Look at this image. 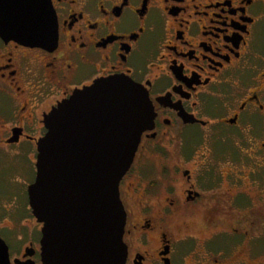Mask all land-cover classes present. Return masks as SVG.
Listing matches in <instances>:
<instances>
[{"label": "flooded vegetation", "instance_id": "1", "mask_svg": "<svg viewBox=\"0 0 264 264\" xmlns=\"http://www.w3.org/2000/svg\"><path fill=\"white\" fill-rule=\"evenodd\" d=\"M50 1L52 45L0 37V160L25 152L36 178L46 118L98 81L129 78L155 118L120 183L125 264H264V0ZM166 151L167 182H144V160ZM2 217L0 203L10 264H44L43 225L32 214L15 255Z\"/></svg>", "mask_w": 264, "mask_h": 264}, {"label": "water", "instance_id": "2", "mask_svg": "<svg viewBox=\"0 0 264 264\" xmlns=\"http://www.w3.org/2000/svg\"><path fill=\"white\" fill-rule=\"evenodd\" d=\"M0 37L46 48L57 40L50 0H0ZM154 109L126 77L76 92L46 118L29 206L42 228L44 264H125L127 215L120 183L130 171ZM0 264H10L0 239Z\"/></svg>", "mask_w": 264, "mask_h": 264}, {"label": "rangeland", "instance_id": "3", "mask_svg": "<svg viewBox=\"0 0 264 264\" xmlns=\"http://www.w3.org/2000/svg\"><path fill=\"white\" fill-rule=\"evenodd\" d=\"M159 156L158 154H154L149 156V160H144L147 163L142 171L145 174L144 182L162 180L165 171L162 169V164H171L174 160L172 158L173 154L170 151H166V154L162 153L163 161H161ZM166 172L168 171L166 170ZM34 180L35 166L25 152H22L20 156L14 157V160L9 158H2L0 160L2 227L14 228V242H11V244L14 247L15 255H17L19 249L25 243L26 237L24 234L31 233L33 227H35V221L31 220L32 213L26 194L27 188L31 186ZM162 182L165 184L167 181L162 180ZM12 206L14 208L11 210ZM4 231L6 232L7 230L4 229Z\"/></svg>", "mask_w": 264, "mask_h": 264}]
</instances>
